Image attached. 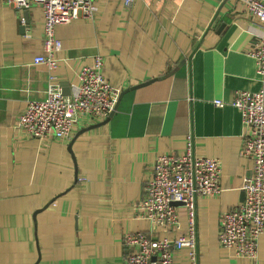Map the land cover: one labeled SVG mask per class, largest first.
Masks as SVG:
<instances>
[{
	"label": "crops",
	"instance_id": "1",
	"mask_svg": "<svg viewBox=\"0 0 264 264\" xmlns=\"http://www.w3.org/2000/svg\"><path fill=\"white\" fill-rule=\"evenodd\" d=\"M43 27L40 6L18 9L0 0V264H124V236L156 231L135 209L155 159L180 154L189 134L195 155L216 158L223 169V191L196 197V264H264V235L251 259L229 255L218 241L221 212L243 201L252 174L241 153L242 113L231 101L237 90L262 86L248 54L258 23L243 2L103 3L93 18L56 28L63 46L54 68L34 61L44 53ZM95 55L104 59V76L125 92L108 122L95 127L108 117L81 114L69 141L16 127L51 84L73 94L77 74ZM215 98L227 104L219 107ZM177 212L184 232L186 207ZM173 256V264L191 262L187 248Z\"/></svg>",
	"mask_w": 264,
	"mask_h": 264
},
{
	"label": "built area",
	"instance_id": "2",
	"mask_svg": "<svg viewBox=\"0 0 264 264\" xmlns=\"http://www.w3.org/2000/svg\"><path fill=\"white\" fill-rule=\"evenodd\" d=\"M18 9L40 6L44 15V53L35 57L36 63L49 68L57 66L56 51L63 46L56 28L79 18H93L101 4L119 2L130 6L137 0H1ZM154 2L159 0H146ZM246 13L258 23L256 43L248 50L257 64L262 86L257 91L237 90L231 103L243 117L245 135L241 153L252 162V174L243 185L245 196L240 204L221 212L218 241L222 250L231 256L255 258L260 238L264 235V0H240ZM21 24L25 18L21 17ZM104 59L95 55L92 63L84 65L77 74L76 91L66 95L59 85L51 84L46 98L31 101L19 116L16 127L32 136H55L69 141L73 124L79 115L105 119L114 110L121 92L104 76ZM214 103L223 107L222 98ZM220 160L197 156L189 134L180 154L159 153L155 159L153 177L147 184L145 196L135 205L136 215L153 223L155 232H128L124 264H173L175 249L187 248L190 264H196L195 201L197 195L216 196L223 191ZM186 207L187 230L177 206ZM173 231L174 236L154 235L158 231Z\"/></svg>",
	"mask_w": 264,
	"mask_h": 264
},
{
	"label": "water",
	"instance_id": "3",
	"mask_svg": "<svg viewBox=\"0 0 264 264\" xmlns=\"http://www.w3.org/2000/svg\"><path fill=\"white\" fill-rule=\"evenodd\" d=\"M25 16H27V13H25ZM149 82H150V81H149ZM145 83H148V82H145ZM66 84H67V82H66ZM62 91H63L64 94L67 93L66 90H65V87L62 89ZM124 93H125V92H122V93L119 94V96H118V98H117V101H116V104H115V107H114V110L118 107L119 101H120V99H121V97L123 96ZM114 110L110 113V115L108 116V118H107L105 121H103L102 123L95 124V127L100 126L101 124H103V123H105V122H108L109 119H110V117L114 114ZM93 127H94V126H93ZM251 173H252V172H251ZM244 196H245V192H244L243 197H244Z\"/></svg>",
	"mask_w": 264,
	"mask_h": 264
}]
</instances>
